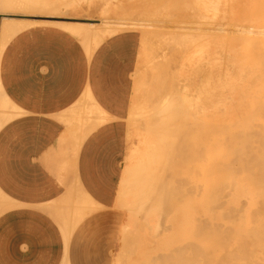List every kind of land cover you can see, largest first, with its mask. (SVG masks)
Wrapping results in <instances>:
<instances>
[{
  "label": "rangeland",
  "instance_id": "374dc122",
  "mask_svg": "<svg viewBox=\"0 0 264 264\" xmlns=\"http://www.w3.org/2000/svg\"><path fill=\"white\" fill-rule=\"evenodd\" d=\"M48 1H49V6H50L49 9L36 10L35 12L31 8L24 9L25 6L17 7L16 5L15 6L12 5L13 7H10V6L2 7L4 6L2 4L0 5V16H1L0 21H2L4 18V19H12V21H18V22L19 21L34 22L36 20L39 21L42 19L43 20L44 19H48V20L54 19V20H59V21L84 22V23L93 22L94 26H91V30L87 28L90 26H86V30H85L86 36L84 35L83 37L82 35L77 36L72 31L71 33L65 29H62L61 27H58V25L55 26L51 24H43V23L34 22V24L26 27V28L49 27V28H54L58 30H63L65 32H69L77 40L80 41L82 46H84V42H86L88 45L93 44L94 39L90 37L91 35H93L91 33L93 32L101 33L102 31H99L100 28L102 29L105 27H109L111 29V27H113L112 29H115V30L112 32L113 34L109 33V34L103 35L102 36L103 39L98 43L97 46H99L105 40L110 39L114 34L120 33L122 31H129V33H134L135 35V40L133 41V44L131 46V48L134 51L133 52L134 60H133V64L130 66V79H129L131 83V96L130 97H131V100L133 101V104L130 110V114L128 115V118H126V122L128 125L127 151H126V156L124 160L122 174H124V172L127 169V166L132 162L131 160L134 161L132 162V164L135 163L136 157L138 158L139 157L138 155L142 153L143 147H144L141 142L142 137L144 135V134L142 135V133L145 131L146 128L148 130L150 129V127H152L154 130V131L151 130L153 134L154 132L157 133L159 130L158 133L161 132L162 134L160 133V135L165 137L164 139L166 140V141L159 140L162 142L157 141L158 139L156 140V144L158 143L159 146L163 145L164 148H162L160 151L163 150L164 154L160 152L157 147H156L157 149L156 153L157 154L161 153V156L162 155L166 156V153H167V157H166L167 159L165 157L160 158V154H159L158 155L159 158L157 157L158 161L156 158H153V160L152 159L149 160L150 162L149 161L146 162V166L148 168V169L146 168V172L151 173V174L153 173V175L155 176V179L153 177L154 180L151 179L150 181V183H153L154 186L153 184L151 186L150 183L148 182V184H146L145 187H142L141 190H144V188H146V190H144L145 194L142 193L143 191L142 192L140 191V188H135V191H137L136 189H139L140 194L137 195L139 193L137 191L136 198L138 199H136V202L134 201L135 199L134 196L133 198L131 197L133 199V201L131 202L135 203L133 205H129V204L128 206L126 204L125 205L123 204L114 205V210L118 213V216H119V219H118L119 224L117 226L118 227L117 232L119 234L118 243H120L121 248H122V250H120L119 252L122 254L121 261L122 262L126 261V263H129V264L154 263L150 259H151V256H152V259L156 256V233L155 232L157 230L159 231V229L160 231H169L167 226L166 227L164 226L168 222L167 220L169 219V217L171 218L172 216H175L176 222H177L176 224L177 232L196 233L195 230L198 227V223L199 224L203 223L202 225H204L203 226L204 228L202 227L203 230L198 231L197 233L202 232V234L204 235L200 237H204L207 239L206 240H198V239L193 240V243L195 245L193 249L196 252H194L192 255L193 256L192 264H264V220H263L264 219V214H263L264 213V194H263L264 193V180H263L264 179V175H263L264 174V164H262V166L255 165V163H257L255 162L256 160L254 161L255 156H254V159L252 157L255 151L259 153L260 151L258 152V150H262L261 149L262 147L260 145L263 144L262 142L264 140V139L263 140L260 139L263 135V134L261 135L260 133L262 132V130L264 131V125H263L264 124V105H261L264 103V43L263 42L259 43L260 41L258 42L256 41L257 36H260V34H257L256 31L263 30L264 28L263 26L264 25L263 24L264 23V18H263L264 0H212L211 3H207L208 2L207 1L206 2L207 4L204 2L206 0L204 1L203 0H177V1L176 0H48ZM168 1H171V2H168ZM187 2L188 3L191 2V3L188 4ZM157 4L160 6H158ZM161 5L165 6L164 11H163L164 7H161ZM106 7H109L111 10L107 16L104 15L103 13ZM159 8L161 11L159 10ZM30 10H32V12ZM112 10L116 12H112ZM131 14H133L134 16H132ZM256 14L258 15L259 18L257 17ZM140 15L141 17H138ZM106 19L108 21H106ZM114 20H116L117 22ZM118 21L119 22L124 21L121 23H125L126 26L123 28L119 27ZM203 21H207L208 23L203 22ZM139 23H143V24L145 23L144 26L148 24L150 25V28L147 29V31H144L146 28L141 27ZM150 29L152 30V32ZM89 30H90V33H88ZM249 30H251L252 32H247ZM157 31L158 32L162 31V32L158 33ZM163 31L165 34L167 33L169 34V31H170V34L173 32L171 34V38L167 37L170 34L169 35L167 34L165 36ZM206 32L207 34L208 33L210 34L206 36ZM174 33H177V34H174ZM181 33L182 34L185 33L183 35L185 36L184 38L181 35ZM186 33L187 34L193 33V34L187 35ZM214 33H216L217 35H215ZM149 34H152L154 36L153 37L149 36ZM195 34H198V35L195 36ZM159 35H160V38L158 37ZM193 35L195 37L198 36L195 39V41H194L195 37ZM87 36L89 40H87ZM190 36H193V37H190ZM191 38H193V40ZM174 39H176L177 41ZM190 39L194 42L190 41ZM180 41L184 44H182ZM199 41H201L202 44L204 43V45L202 46L201 43L195 44V42H199ZM6 42L7 40L4 42V44ZM189 42L191 43L190 44L191 47H189L188 45ZM261 45H263L262 48H259ZM187 46L188 48H186ZM193 52H195L196 56L194 55ZM190 53H192V55ZM190 55L192 56V60H190L191 59ZM187 60H189L190 62L186 66V63L188 62ZM193 61H195L194 62L195 64L193 63ZM218 68L220 69L218 70ZM183 69L186 70L187 72H184ZM189 69L191 72L189 71ZM204 70L206 71L204 72ZM196 74L199 79L197 80V83L199 82V84H197L196 81H194L195 79H197V77H195ZM198 74H200V76ZM157 77H158V80H157ZM190 77L192 80L189 79ZM187 79L192 81L193 84L190 85L191 83ZM185 81L189 82V85H190L189 87H191L193 90L188 88L187 82H186V85H184L185 88L184 87H182L183 89L181 88V86H183L182 84H184ZM137 83H140L142 85L137 84ZM160 83H163V84L158 86V84ZM143 84L146 85V87H148L147 90L145 86H143ZM138 85L140 86L138 87ZM193 85H196V86H194L193 88L192 87ZM142 86L143 88H145L143 92H141V90L143 89ZM140 87L142 89H139ZM135 88L139 89L140 91L137 89L135 91ZM186 90H188L190 93L195 94V95L193 94L194 96L190 98L191 100L189 99L191 95ZM140 92L142 93L141 95H140ZM138 93H139V96H138ZM183 93L187 95L188 98L185 95H182ZM161 96L163 99H161ZM156 98L158 102H156ZM164 98L166 101L167 100L173 101V103L174 104L176 103V105L182 99L181 100L183 104L182 106H184L183 110L185 111L183 112V114H186V113L187 114L183 116V114L178 113L177 111L176 112L178 114H181V116L184 118H181L180 116H178L179 118L177 117V119H174L171 116L172 113H170L169 115L171 116V118L168 116L167 113H164L161 117V115H159L158 113H155L157 112V109H156L157 106L159 107V104L161 105V101L163 102ZM159 99H161V101ZM257 102L259 104H257ZM248 103H251V104H248ZM190 105L192 106L189 107ZM153 106H155V108ZM186 106H188V108ZM194 106L195 107L197 106L198 108L197 107L196 108L199 109L200 111L199 110L197 111V109H194ZM200 106H201V109H200ZM137 107L139 108L141 107L140 109L143 112H141L139 108ZM176 107H179V106H176ZM147 108L148 109L150 108L149 110L152 113H150L149 110L147 111ZM189 112L190 113L192 112V113L189 114ZM154 114H158V117L157 115H154ZM165 114H167V117L169 120L166 118ZM150 115L153 116L151 118L152 121L150 120V117H151ZM158 118H161V120ZM234 118H236L237 120H233ZM148 119L150 120L151 123L149 122ZM181 119H183L184 124L182 123ZM186 121L189 122V124L191 123V126H193V128ZM144 122H146V124ZM177 122H179L180 124ZM161 123L162 125H160ZM163 124L165 125L164 127L165 129L164 128L162 129V127L164 126ZM178 124H179V129L177 128L178 130H175L176 129L175 127H178ZM154 125H156V129H154L155 128ZM157 125L159 129H157ZM185 125H187V127ZM260 125H261V129L260 127L258 128V126ZM183 128H186V129L184 130ZM197 129L200 132L197 131ZM162 130H164V132L167 134L165 135V133H163ZM239 130L244 131V133L249 132L250 130L251 132L247 134H244L242 132L244 135H239L241 134ZM257 130L261 131V132H258L260 134L259 135L260 138L258 137V134L255 133V131ZM235 132L236 134L239 133L237 137L234 134ZM156 133L154 135L152 134L153 139L154 138L156 139V136H155ZM176 134L178 135L176 136ZM231 134L234 135V138L235 137L238 138V140L235 138L236 141L233 140V142L230 143V141H232V139H230L232 136ZM191 136H193L194 138L192 137V139H190ZM238 136H241V137L244 136V138L241 139ZM256 137L259 140H257ZM182 139L184 142H182ZM176 140L177 141L180 140V141L177 142ZM187 140L188 141L192 140L191 141L192 143L188 142ZM167 141L169 143L171 142L170 144L172 146L166 144L168 143ZM196 141H199L201 145L198 144L199 142H196ZM163 143L166 144V146H164ZM189 143L191 144V146ZM228 143L229 145L231 144L232 145L229 146ZM174 145H176L177 147ZM186 145L188 146V148ZM167 146L170 147V149L169 148L167 149ZM173 147H174V150H171ZM250 147L251 149H253L254 147L256 149L257 147L258 148L261 147V148L258 150L253 149L252 151L250 150ZM164 149L167 151L165 152ZM189 149L192 150V153L190 152L191 150ZM245 149H248V150H245ZM176 150L177 152H180V153H178L177 155L174 154V156L178 158L180 157V158L178 159L174 157V159L176 158L178 159V161L183 159V161L181 160L182 162L180 161V163L178 161L172 160L173 153H177ZM185 150L187 152L189 150L190 153L188 154L187 152H185ZM263 150L261 151L262 153H264ZM147 151L148 150H144V153L141 155H144V154L147 155L148 154ZM171 151H173V153H171ZM248 151L253 152V154L247 153ZM241 152L242 153L246 152L245 154H249V155H243ZM183 153L186 154L185 156H183L185 159L181 157L182 155H184ZM238 153L240 154L238 155ZM179 154L181 155L179 156ZM201 154H203L202 157L200 156ZM241 154L243 157L242 160L245 159L247 156L248 157L250 156L252 157V161H254L255 163L251 161V163H253L251 164L250 163L251 158L249 157L250 160H248L247 158L248 161H245V162L242 161L244 163V164L242 163L244 167L241 166L242 164H240V162L236 160L238 157H241L240 156ZM169 155H172V157ZM254 155H259V154H254ZM186 156H188V158ZM259 157L260 155L257 158L258 162L264 163L263 161H259L260 159H264V158H259ZM261 157H264V155L263 156L261 155ZM164 158L167 161H164ZM187 159H189V162ZM160 160H162L161 162L163 161L165 162V163L164 162L162 163V166H161ZM184 160H186V162H184ZM230 160H231L232 165L235 164L234 162L236 163L239 162L238 165H240L239 167H242V168L239 169L238 167V169L235 170L234 168H237V166L235 167L233 165V168H230L229 170L225 168L224 170L218 171V165L220 164L219 161H221V164H222V162L230 161ZM148 163L151 166L150 169L148 167ZM171 163H173L174 166L172 164L170 168ZM177 163H179V165L178 167L176 166L177 168H175V165H177ZM183 163L186 164L185 168H183V170L185 169L184 171L182 170L183 166H181V164ZM156 168L157 169L159 168V169L157 170ZM197 168L201 169V174L199 171L200 169H197ZM171 169L178 170L177 172L179 174L175 175L177 174L175 170V173H173V175H175L176 177H174L170 171ZM159 170L160 172H158ZM163 170L169 173L168 174L164 172L165 174H167V177L169 175L168 178L165 177L167 178L165 181L163 180L165 178H162L164 174ZM157 173L158 175L159 174L160 175L156 176ZM187 173L189 174L187 175ZM171 176L174 178V180L175 178L180 179L179 183L180 182L182 183L183 181H185L184 179L186 178L187 179L189 178L190 180V176H191L192 177L191 179L193 180V182L195 181L194 184L196 185L198 184L199 186H201V188H198V185L196 187V185H193L192 181H191L192 183L189 184L188 183L189 180L187 181L186 179V181L184 182L185 184H182L181 189L183 188L185 190L186 187H184V185L188 186L189 190L187 189L188 192L186 190L187 194L190 191L191 184L193 185V187L195 186V188H198V190L200 189L201 190L198 191L196 189L197 190L196 191L195 188H192L191 186V192L193 190L192 192L193 194H191V192L190 194L193 196L188 194L189 198L186 199L184 198L186 197V193H185V195L182 198H180V199L184 198L185 201L178 200L180 203L177 201L175 205L174 204L172 205V203H170L171 201L167 199V197H172V195L173 197L174 196L176 197V195L181 197L179 195L180 190H181L179 188V185H181V183L180 184L178 183L179 185L178 184L176 185L175 183L172 184L171 181L169 180ZM177 176H179L180 178ZM195 176H196V179H194ZM173 178L171 180H173ZM178 179L177 181H174V182L177 183ZM254 180H256V182ZM159 181L161 182V185L159 184L160 183ZM163 181L165 182V185H162V183H164ZM166 181L168 182L170 181V184H168ZM155 184H158V186H156ZM174 184L176 185L175 188H173ZM170 185L173 188L172 190H174L173 191L174 194L172 190H170L171 188L168 187ZM204 185L206 186L207 189L205 188ZM164 186H167L168 188V189L166 188V192H165V197L167 200L165 199L162 203L161 197L162 196L164 197V194H160L156 192L155 190L156 188H159V187L161 189ZM176 187L178 188L177 189L178 192L176 190ZM153 192H155L156 194ZM181 192H183V190ZM151 193L154 197L150 195ZM166 193L169 194V196H166L167 195ZM256 193L258 194L260 193V195ZM216 194H217V197H216ZM156 195H158V197L160 198L158 199ZM244 195H246L248 198L246 196H245L246 198H243ZM214 196L217 198L216 200H219V198H221L222 200L220 199L221 201L219 200L220 201L219 203L216 201L212 202V200L210 199L215 198ZM143 197H146V198H143ZM224 197L227 198L226 199L227 201L224 200L225 199ZM236 197H239V198L235 199ZM251 197H254V198L251 199ZM259 197H262V199ZM153 198L155 199V201L153 200ZM240 198H243V199L240 200ZM255 198H257L258 200ZM75 199L80 200L82 204V201L80 198H75ZM142 199H143V203L141 201ZM254 199H255V205L253 204ZM137 200L140 201L141 204L140 205L138 204V205L141 207H138V205L136 206ZM256 200L258 201L257 204H256L257 202ZM165 202L167 203V206L169 205L168 207L166 206V204H164ZM183 204L188 206L189 211L186 214L184 213V214L178 215L179 208L186 207ZM209 204L210 206L208 207ZM230 205L232 206L230 207ZM155 206H158V207L155 208ZM254 206H258L259 209L258 207L255 208ZM133 207H135V210H133L134 212L132 213L129 212L130 209L131 210L134 209ZM137 207L140 210H138ZM166 207H167L168 212H166ZM224 208H226L227 210ZM148 209H150L149 212H148ZM153 209H155L156 212ZM240 209L242 210V213ZM251 209L252 211H249ZM211 210L215 212L214 215H213L214 212L212 213ZM239 210H240V213L243 214V216L239 213ZM140 212H141V215H140ZM196 212L197 213L199 212L200 214L199 213L197 214ZM234 212H236V214ZM261 212H263L262 215H260ZM156 213H158L157 214L158 218L160 217L161 221L157 219ZM130 215L131 217H129ZM230 215H232V217ZM196 216L199 218L203 217L205 219L202 220V218H200L202 221H199L200 219L197 218ZM240 217H241V220H240ZM162 218L164 221L162 220ZM148 219H149V222H148ZM232 219H233V222H232ZM136 220H138L139 222ZM156 221L160 223L157 224L155 223ZM157 225L159 226L157 227ZM133 226H134V229H133ZM231 226L234 230L231 228ZM255 226H258V229L257 227L255 228ZM70 228H72V225L70 226ZM210 228L211 229L213 228V229L211 230ZM242 229L243 231H245L246 229L247 232L249 230V232L248 233L243 232ZM152 231L154 232L152 233ZM193 237H199V236L193 234ZM194 257L195 259H193ZM204 257H206L207 260ZM180 258H182V256ZM190 258L191 257L188 258L187 256L186 262H190Z\"/></svg>",
  "mask_w": 264,
  "mask_h": 264
},
{
  "label": "crops",
  "instance_id": "0c3cea01",
  "mask_svg": "<svg viewBox=\"0 0 264 264\" xmlns=\"http://www.w3.org/2000/svg\"><path fill=\"white\" fill-rule=\"evenodd\" d=\"M2 22L10 29L0 49V264H129L114 203L133 104L134 33L82 46L65 28L71 33ZM167 221L169 231L155 232L163 260L152 264H189L192 241L207 238L177 232L175 216Z\"/></svg>",
  "mask_w": 264,
  "mask_h": 264
},
{
  "label": "bare ground",
  "instance_id": "6f19581e",
  "mask_svg": "<svg viewBox=\"0 0 264 264\" xmlns=\"http://www.w3.org/2000/svg\"><path fill=\"white\" fill-rule=\"evenodd\" d=\"M176 1H177V0H176ZM203 1H204V0H203ZM207 1H208V2H207ZM165 2H166V1H165ZM168 2H171V1H168ZM204 2H205V3H206V2H207V3H211L212 0H206V1H204ZM2 3H5L6 7H9V6H10V7H13L12 5H14V6L16 5L17 7H18V6H21V7L25 6L24 9H26V8H27V9H28V8L30 9V8H31V6H29V5H27V4H23V3H21V2H19V1H17V0H2ZM185 3H186V2H185ZM187 3H188V2H187ZM189 3H191V2H189ZM189 3H188V4H189ZM207 3H206V4H207ZM158 4H159V3H158ZM158 4H157V5H158ZM164 5H165V3H164ZM168 5H169V3H168ZM203 5H204V4H203ZM158 6H160V5H158ZM158 6H157V7H158ZM190 6H191V5H190ZM161 7H164V8H163V11H164L165 6H162V5H161ZM186 7H187V6H186ZM129 8H130V7H129ZM20 9H21V8H20ZM22 9H23V8H22ZM31 9H33L34 12L37 10V9L34 10V8H31ZM156 9H158V8H156ZM156 9H155V10H156ZM168 9H169V7H168ZM170 9H171V8H170ZM261 9H262V8H261ZM39 10H40V9H39ZM122 10H123V9H122ZM159 10H160V8H159ZM30 11L32 12V10H30ZM110 11H111V10H109V7H106V8L104 9V12H103V13H104V15L107 16V15L110 13ZM160 11H161V10H160ZM263 11H264V10H263ZM112 12H116V11H113V10H112ZM150 12H151V11H150ZM169 12H171V11H169ZM192 12H193V11H192ZM207 12H208V11H207ZM124 13H125V12H124ZM133 13H134V12H133ZM145 13H147V12H145ZM156 13H157V12H156ZM260 13H261V12H260ZM126 14H127V13H126ZM154 14H155V13H154ZM253 14H254V13H253ZM131 15L134 16L133 14H131ZM184 15H185V14H184ZM256 15H257V14H256ZM50 16H51V15H50ZM106 16H105V17H106ZM204 16H205V15H204ZM206 16H207V15H206ZM51 17H52V16H51ZM138 17H141V15L138 16ZM184 17H185V16H184ZM193 17H194V16H193ZM200 17H201V16H200ZM200 17H199V18H200ZM257 17H258V15H257ZM257 17H256V18H257ZM165 18H166V17H165ZM202 18H203V17H202ZM258 18H259V17H258ZM263 18H264V16H263ZM120 19H121V18H120ZM152 19H153V18H152ZM170 19H171V18H170ZM3 20H4V19H3ZM27 20H28V19H27ZM38 20H39V19H38ZM126 20H127V19H126ZM133 20H134V19H133ZM143 20H144V19H143ZM195 20H196V19H195ZM206 20H207V19H206ZM33 21H34V20H33ZM106 21H108V20L106 19ZM114 21H116V20H114ZM190 21H191V20H190ZM207 21H208V20H207ZM207 21H203V22L208 23L209 21H208V22H207ZM0 22H1V21H0ZM34 22H37V23H43V24H53V25H58V26L62 27L63 29L65 28V29H67V30L72 31V32L75 33L77 36L82 35V37H83L84 35L86 36V31H85V30H86V26H90V27H87V28H89L90 30H91V26H94V25H93V22H89V23H84V22H68V21H59V20H54V19H53V20H51V19H50V20H48V19H44V20H43V19H42V20H39V21L36 20V21H34ZM34 22H29V21H28L27 23L24 24V27L30 26V25L34 24ZM104 22H105V21H104ZM116 22H117V21H116ZM121 22H124V21H121ZM121 22L118 21V23H119L118 26L121 27V28L125 27L126 24H125V23H121ZM151 22H152V20H151ZM165 22H166V21H165ZM187 22H188V21H187ZM127 23H128V22H127ZM190 23H191V22H190ZM200 23H201V22H200ZM128 24H129V23H128ZM155 24H156V23H155ZM197 24H198V23H197ZM263 24H264V23H263ZM139 25H140L141 27L146 28L144 31H147V29L150 28V25H148V24H146V26H144L145 23H144V24H143V23H139ZM198 25H199V24H198ZM103 26H104V25H103ZM130 26H132V25H130ZM155 26H156V25H155ZM161 26H162V25H161ZM178 26H179V25H178ZM193 26H194V25H193ZM263 26H264V25H263ZM137 27H138V26H137ZM220 27H221V26H220ZM112 28H113V27H111V29H110L109 27H105V28H102V29L100 28L99 31H102L101 33H99V32H98V33H97V32L94 33V32H93V33H91V34H93V35H91L90 37H92V38L94 39V43L97 44L98 42H100V41L102 40V38H103L102 36H103V35H105V34H109V33H112V32L115 30V29H112ZM138 28H139V27H138ZM152 28H153V27H152ZM155 28H156V27H155ZM163 28H164V27H163ZM165 28H166V27H165ZM190 28H191V27H190ZM190 28H188V29H190ZM9 29H10L9 23L2 22V24H1V26H0V31H1V36H2V44H1L0 49H2V47H3V45H4V44H3V37L5 36L6 32L9 31ZM141 29H143V28H141ZM156 29H157V28H156ZM175 29H176V28H175ZM183 29H184V28H183ZM90 30H89L88 33H90ZM150 30H151V29H150ZM162 30H163V29H162ZM192 30H193V29H192ZM198 30H199V29H198ZM87 31H88V29H87ZM142 31H143V30H142ZM154 31H155V30H154ZM154 31H153V32H154ZM173 31H174V30H173ZM184 31H186V30H184ZM195 31H196V30H195ZM84 32H85V33H84ZM151 32H152V30H151ZM157 32H158V31H157ZM159 32H162V31H159ZM159 32H158V33H159ZM166 32H168V31H166ZM181 32H182V31H181ZM191 32H192V31H191ZM239 32H240V31H239ZM247 32H252V31L249 30V31H247ZM144 33H145V32H144ZM147 33H149V32H147ZM147 33H146V34H147ZM163 33H164V31H163ZM172 33H173V32H172ZM172 33H171V34H172ZM177 33H178V31H177ZM177 33H174V34H177ZM199 33H200V32H199ZM256 33H257V34H260V36H257L256 41H257V42L260 41L259 43H262V42L264 43V28H263V30L256 31ZM154 34H155V33H154ZM164 34H165V33H164ZM167 34H168V33H167ZM167 34H165V36H166ZM169 34H170V31H169ZM169 34H168V35H169ZM171 34H170L169 36H167V37H168V38H171ZM184 34H185V33H183V34L181 33L182 36H183ZM186 34H187V33H186ZM189 34L192 35L193 33H188L187 35H189ZM208 34H210V33H208ZM208 34H207V32H206V36H207ZM214 34L217 35L216 33H214ZM88 35H89V34H88ZM144 35H145V34H144ZM178 35H179V34H178ZM196 35H198V34H195V36H196ZM202 35H203V34H202ZM218 35H219V34H218ZM149 36H152V37H153L154 35L149 34ZM161 36H162V35H161ZM175 36H176V35H175ZM182 36H181V37H182ZM193 36H194V35H193ZM193 36H190V37H193ZM195 36H194V37H195ZM199 36H200V35H199ZM206 36H205V37H206ZM158 37L160 38V35H159ZM173 37H174V36H173ZM173 37H172V38H173ZM179 37H180V36H179ZM179 37H178V38H179ZM184 37H185V36H183V38H184ZM197 37H198V36H197ZM197 37L194 38V41H195V39H196ZM147 38H148V37H147ZM156 39H157V38H156ZM164 39H165V38H164ZM166 39H167V38H166ZM176 39H177V38H176ZM176 39H174V40H176ZM187 39H188V38H187ZM191 39L193 40V38H191ZM191 39H190V41H192ZM201 39H203V38H201ZM87 40H89V39H88V36H87ZM87 40H86V41H87ZM144 40H145V39H144ZM154 40H155V39H154ZM170 40H171V39H170ZM178 40H179V39H178ZM184 40H186V39H184ZM156 41H157V40H156ZM167 41H168V40H167ZM176 41H177V40H176ZM182 41H183V39H182ZM194 41H192V42H194ZM144 42H145V41H144ZM150 42H151V41H150ZM154 42H155V41H154ZM180 42H181V41H180ZM252 42H253V41H252ZM148 43H149V41H148ZM158 43H159V42H158ZM166 43H167V42H166ZM181 43H182V42H181ZM185 43H186V41H185ZM196 43H199V44H200L201 41H199V42H195V44H196ZM176 44H177V43H176ZM182 44H184V43H182ZM190 44H191V43L189 42V43H188L189 47H191ZM193 44H194V43H193ZM201 44H202V43H201ZM159 45H160V44H159ZM173 45H174V44H173ZM186 45H187V44H186ZM203 45H204V43L202 44V46H203ZM192 46H193V45H192ZM197 46H198V45H197ZM262 46H263V45H261L259 48H262ZM186 48H188V46H187ZM201 48H202V47H201ZM151 50H152V49H151ZM175 50H176V49H175ZM163 51H164V50H163ZM171 51H172V50H171ZM194 51H195V50H194ZM156 52H157V51H156ZM185 52H186V51H185ZM195 52H196V51H195ZM195 52H193V53H194V55L196 56ZM197 52H198V51H197ZM155 54H156V53H155ZM177 54H178V53H177ZM190 54L192 55V53H190ZM183 55H184V54H183ZM183 55H182V56H183ZM191 55H190V56H191ZM159 56H160V55H159ZM188 56H189V54H188ZM164 57H165V56H164ZM149 58H150V57H149ZM190 58H191L190 60H192V56H191ZM153 59H154V57H153ZM153 59H152V60H153ZM159 59H160V58H159ZM194 59H195V57H194ZM161 60H162V59H161ZM153 61H154V60H153ZM153 61H152V62H153ZM173 61H174V60H173ZM187 61H188V62L186 63V66H187L188 63L190 62L189 60H187ZM160 62H161V61H160ZM194 62H195V61H193V63H194ZM162 63H163V62H162ZM191 63H192V61H191ZM194 64H195V63H194ZM194 64H193V65H194ZM150 65H152V64H150ZM190 65H191V64H190ZM203 66H204V65H203ZM191 67H192V66H191ZM187 68H188V67H187ZM192 68H193V67H192ZM192 68H190V69H192ZM203 68H204V67H203ZM203 68H202V69H203ZM190 69H189V71H190ZM194 69H195V67H194ZM205 69H206V68H205ZM207 69H208V68H207ZM219 69H220V68H218V70H219ZM183 70H184V69H183ZM187 70H188V69H187ZM210 70H211V69H210ZM139 71H140V70H139ZM205 71H206V70H204V72H205ZM213 71H214V70H213ZM220 71H221V70H220ZM184 72H187V71L184 70ZM190 72H191V71H190ZM207 72H208V71H207ZM215 72H216V71H215ZM225 72H226V71H225ZM195 73H196V72H195ZM200 73H201V72H200ZM217 73H219V72H217ZM220 73H221V72H220ZM145 74H146V73H145ZM198 75L200 76V74H198ZM158 76H159V75H158ZM140 77H141V76H140ZM195 77H197V74H196ZM185 79H186V78H185ZM189 79L192 80L191 77H190ZM189 79H187V80L191 83L190 85H192L193 82L190 81ZM148 80H149V78H148ZM157 80H158V77H157ZM181 80H182V79H181ZM197 80H199L198 77H197V79H195L194 81H196V83H197ZM152 82H153V81H152ZM154 82H155V81H154ZM157 82H158V81H157ZM186 82H187V81H185V83L182 84L183 86H181V88L184 87V85H186ZM189 82H187V84H188L187 86H188V88L192 89L191 87H189V86H190V85H189ZM196 83H194V84H196ZM137 84H140V83H137ZM137 84H136V86H137ZM161 84H163V83L158 84V86L161 85ZM197 84H199V82H198ZM140 85H142V84H140ZM140 85H138V87H139ZM156 85H157V83H156ZM143 86H145V88H146V90H147L148 87H146V85H144V84H143ZM143 86H142V88H143ZM147 86H148V85H147ZM194 86H196V85H193L192 87L194 88ZM198 86H199V85H198ZM138 87H137V88H138ZM199 87H200V86H199ZM212 87H213V85H212ZM249 87H250V86H249ZM137 88H135V91H136ZM142 88L140 87L139 89H142ZM145 88H143V89L141 90V92H143ZM169 88H170V87H169ZM184 88H185V87H184ZM139 89H137V90H139ZM156 89H157V88H156ZM160 89H161V88H160ZM162 89H163V88H162ZM179 89H180V88H179ZM182 89H183V88H182ZM247 89H248V88H247ZM176 90H177V89H176ZM192 90H193V89H192ZM139 91H140V90H139ZM139 91H137V92H139ZM161 91H162V90H161ZM179 91H180V90H179ZM186 91H188V90H186ZM141 92H140V95L142 94ZM188 92H189V91H188ZM188 92H187V94H188ZM195 92H196V90H195ZM148 93H149V92H148ZM185 93H186V92H185ZM146 94H147V92H146ZM189 94L191 95V96L189 97V99H190L192 96L195 95L194 93H190V92H189ZM193 94H194V95H193ZM135 95H136V94H135ZM164 95H165V94H164ZM169 95H170V94H169ZM182 95H185V94L183 93ZM138 96H139V93H138ZM162 96H163V95H162ZM162 96H161V99H163ZM185 96L187 97V95H185ZM140 97H141V96H140ZM155 97H156V96H155ZM166 98H168V97H166ZM178 98H179V97H178ZM187 98H188V97H187ZM161 99H159V100L161 101ZM171 99H173V98H171ZM192 99H194V98H192ZM133 100H134V99H133ZM169 100H170V99H169ZM181 100H182V99H181ZM181 100H180L181 103L179 102V103L176 105V103L174 104L173 101H168V100L166 101L165 98H164V101H163V102L161 101V105L159 104V107L157 106V108H156V109H157V112H155L156 110H155L154 112H155V113H158L159 115H161V117H162V115H163L164 113H167L168 116L170 115V113H172L171 116H172V118H174V119H177L178 116H180L181 118H184V117L181 116V114H183V112H185V111L183 110V107H184V106H182L183 104H182V101H181ZM190 100H191V99H190ZM146 102H147V100H146ZM152 102H153V101H152ZM156 102H158L157 98H156ZM260 103H261V102H260ZM150 104H152V103H150ZM154 104H155V103H154ZM186 104H187V103H186ZM192 104H193V102H192ZM248 104H251V103H248ZM255 104H256V103H255ZM257 104H259V103L257 102ZM175 105H176V106H179V107H176ZM246 105H247V104H246ZM261 105H264V103L261 104ZM191 106H192V105H190L189 107H191ZM150 107H151V106H150ZM153 107L155 108V106H153ZM186 107L188 108V106H186ZM186 107H185V108H186ZM196 107H197V106H196ZM196 107L194 106V109H197V108H198V107H197V108H196ZM137 108H139V107H137ZM140 108H141V107H140ZM140 108H139V110L141 111ZM177 108H179V109H177ZM180 108H181V110H180ZM185 108H184V109H185ZM135 109H136V108H135ZM149 109H150V108H149ZM149 109L147 108V111H148ZM152 109H153V108H152ZM200 109H201V106H200ZM202 109H203V108H202ZM145 110H146V109H145ZM153 110H154V109H153ZM198 110H199V109H197V111H198ZM96 111H97V118H98V117L100 118V116H102V113L100 112V110H98V108H96ZM149 111H150V110H149ZM176 111H177L178 113H181V114H178ZM199 111H200V110H199ZM137 112H138V111H137ZM141 112H143V111H141ZM187 112H188V111H187ZM133 113H134V112H133ZM146 113H147V112H146ZM150 113H152V112L150 111ZM191 113H192V112H191ZM191 113L189 112V114H191ZM135 114H136V113H135ZM139 114H140V113H139ZM158 114H154V115H157V117H158ZM167 114H165V115H166V118L168 119ZM186 114H187V113H186ZM186 114H183V116L186 115ZM140 115H141V114H140ZM140 115H139V116H140ZM134 116H135V115H134ZM137 116H138V115H137ZM148 116H149V115H148ZM150 116H151V115H150ZM171 116H169V117L171 118ZM145 117H147V116H145ZM152 117H153V116L150 117V120H151V121H152V119H151ZM99 118H98V119H99ZM138 118H139V117H138ZM163 118H164V116H163ZM166 118H165V120H166ZM178 118H179V117H178ZM187 118H188V117H187ZM197 118H198V117H197ZM211 118H212V117H211ZM158 119L161 120V118H158ZM158 119H157V120H158ZM174 119H173V120H174ZM189 119H190V118H189ZM199 119H200V118H199ZM199 119H198V120H199ZM141 120H142V119H141ZM148 120H149V119H148ZM150 120H149V122H150ZM163 120H164V119H163ZM168 120H169V119H168ZM181 120H182V123H183V119H181ZM233 120H237V119L234 118ZM0 121H1V120H0ZM145 121H146V120H145ZM158 121H159V120H158ZM176 121H177V120H176ZM155 122H156V121H155ZM159 122H160V121H159ZM163 122H164V121H163ZM168 122H169V121H168ZM173 122H174V121H173ZM186 122H187V121H186ZM191 122H192V121H191ZM138 123H139V122H138ZM144 123L146 124V122H144ZM150 123H151V122H150ZM150 123H149V124H150ZM177 123H179V122H177ZM182 123H181V124H182ZM187 123L189 124V122H187ZM192 123H193V122H192ZM196 123H197V122H196ZM246 123H247V122H246ZM140 124H141V123H140ZM156 124H158V123H156ZM179 124H180V123H179ZM179 124H178V127H175V128H176L175 130H178V129H179ZM183 124H184V123H183ZM197 124H198V123H197ZM152 125H153V124H152ZM160 125H162V123H161ZM163 125H164V124H163ZM189 125L191 126V123H190ZM193 125H194V124H193ZM246 125H247V124H246ZM257 125H258V124H257ZM263 125H264V124H263ZM145 126H146V125H145ZM145 126H144V127H145ZM147 126H148V125H147ZM173 126H175V125H173ZM176 126H177V125H176ZM181 126H182V125H181ZM185 126L187 127V125H185ZM194 126H195V125H194ZM154 127H155L154 129H156V125H154ZM164 127H165V125L162 127V129H163ZM167 127H168V126H167ZM167 127H166V129H167ZM191 127L193 128V126H191ZM196 127H197V126H196ZM196 127H195V128H196ZM199 127H200V126H199ZM245 127H247V126H245ZM256 127H257V126H256ZM256 127H255V128H256ZM259 127H260V129H261V125L258 126V128H259ZM177 128H178V129H177ZM195 128H194V130H195ZM197 128H198V127H197ZM253 128H254V127H253ZM258 128H257V129H258ZM157 129H159V128H158V125H157ZM164 129H165V128H164ZM183 129L185 130L186 128H183ZM200 129H201V128H200ZM151 130L154 131L152 127H150V129H148V130H147V128H146L144 132L141 130V131L143 132L142 135L144 134L143 137H142V141H141L142 144H143V146H144V147L142 146V147H143V151H142L141 154L144 153V150H148V151H147L148 154H147V153H146L147 155L144 154V155L147 156V157H145L144 155L139 154V155H138L139 157H138V158L136 157V159H135V163H133V164H132V162H134V161L131 160L132 162L127 166V169H126V171L124 172V174H122V177H121L120 182H119V189H118V191H117V192H118V196H117V195L115 196V199H117L116 197H118V199H117L118 201L116 202L117 204H123V205L126 204L127 206H128V204H129V205H133V204H135V203H132V202H131V201H133V199H132L133 196H134V198H135V199H134L135 202H136V199H138V198H136V197H137V196H136V193H137V191L139 192V189H136L137 191H135V188H140V191H141V192L143 191L142 193L145 194V191H144V190H146V188H144V190H141L142 187H145V185L148 184V182L150 183L151 179H152V180L155 179V176L153 175V173L151 174V173H147V172H146V168H147V166H146V162H148L150 159L153 160V158H156L157 161H158V158H159L158 155H159V154H160V158H161V157H165V158L167 157V153H166V156H163V155L161 156V153H158V154L156 153V152H157V151H156V150H157L156 147L159 149V151H160L162 148H164L163 145H162V146H161V145L159 146L158 143L156 144V140L158 139L157 141H159V140H163V141H164V140H165V139H164L165 137L161 136V135H160L161 132L158 133V132H159V130H158L157 133L154 132V134L156 133V135H155V136H156V139H155V138L153 139V136H152L153 133H152ZM187 130H189V129H187ZM241 130H242V129H241ZM255 130H256V129H255ZM155 131H156V130H155ZM167 131H168V130H167ZM173 131H174V130H173ZM197 131H199V130L197 129ZM239 131H240V130H239ZM162 132L165 133L164 130H162ZM175 132H176V131H175ZM181 132H182V131H181ZM199 132H200V131H199ZM205 132H206V131H205ZM242 132L244 133V131H240L241 134H239V133L236 134V132H235L234 134H235L236 137H237L238 134H239V135H244V134L250 133L251 130H250L249 132H245L244 134H243ZM258 132H261V131H260V130H259V131H258V130L255 131V133L258 134V137H259L260 134H261V135L263 134L261 138L259 137L260 139L263 140V139H264V137H263V136H264V133H263L264 131L262 130V132H261L260 134H259ZM188 133H189V131H188ZM201 133H202V132H201ZM154 134H153V135H154ZM161 134H162V133H161ZM166 134H167V133H165V135H166ZM171 134H172V133H171ZM184 134H185V133H184ZM196 134H197V133H196ZM204 134H205V133H204ZM139 135H140V134H139ZM177 135H178V134H176V136H177ZM188 135H189V134H188ZM194 135H195V134H194ZM231 135H232V134H231ZM200 136H201V135H200ZM167 137H168V136H167ZM189 137H190V136H189ZM192 137H193V136H191L190 139H192ZM195 137H196V136H195ZM206 137H207V136H206ZM236 137H235V138H236ZM238 137L241 138V139L244 138V136H243V137L238 136ZM245 137H246V136H245ZM177 138H178V137H177ZM177 138H175V139H177ZM193 138H194V137H193ZM235 138H234V135H232L231 138H230V139H232V141H230V143L233 142V140H235ZM236 139L238 140V138H236ZM241 139H240V140H241ZM253 139H254V138H253ZM256 139H257V137H256ZM199 140H200V138H199ZM257 140H259V139H257ZM165 141H166V140H165ZM168 141H169V139H168ZM168 141H167V142H168ZM173 141H174V140H173ZM176 141H177V140H176ZM178 141H180V140H178ZM178 141H177V142H178ZM187 141H188V140H187ZM191 141H192V140H190V141H188V142L192 143ZM235 141H236V140H235ZM159 142H162V141H159ZM182 142H184L183 139H182ZM196 142H199V141H196ZM170 143H171V142H170ZM170 143L168 142V143H166V144L172 146ZM174 143H175V142H174ZM190 143H189V144H190ZM262 143L264 144V140H263ZM155 144H156V145H155ZM163 144H164V143H163ZM166 144H164V146H166ZM198 144L201 145L200 142H199ZM240 144H241V143H240ZM263 144L260 145L262 148H261V147H259V148L257 147V149H256V148H255L256 146H255L254 148H253V147H252V148H253V149H256V150H258V149L261 148V149L263 150V149H264V148H263V147H264ZM157 145H158L160 148H159ZM187 145H188V144H187ZM187 145H186V146H187ZM228 145H229V143H228ZM231 145H232V144H231ZM231 145H229V146H231ZM238 145H239V144H238ZM238 145H237V146H238ZM174 146H176V145H174ZM190 146H191V144H190ZM239 146H240V145H239ZM176 147H177V146H176ZM168 148L170 149V147L167 146V149H168ZM187 148H188V146H187ZM187 148H185V149H187ZM189 148H190V147H189ZM191 148H192V147H191ZM202 148H203V147H202ZM177 149H178V148H177ZM199 149H200V148H199ZM253 149H251V147H250V150L253 151ZM164 150H165V149H164ZM171 150H174V147H173ZM189 150H191V149H189ZM189 150H188V152L185 150V152H187L188 154H189L190 152L192 153V150H191L190 152H189ZM196 150H197V149H196ZM245 150H248V149H245ZM245 150H244V151H245ZM262 150H258V152L260 151L259 153H257V152L255 151L254 154H259V155H260L259 158H264V157H261V155H262V156L264 155V153L261 152ZM166 151H167V150H165V152H166ZM181 151H182V150H181ZM263 151H264V150H263ZM145 152H146V151H145ZM160 152H162V153L164 154L163 150L160 151ZM176 152H177V150H176ZM185 152H184V153H185ZM171 153H173V151H171ZM178 153H180V152L173 153V158H172V160H174V161H178V159H179L180 157L178 158V157L174 156V154L177 155ZM184 153H183V154H184ZM202 153H203V152H202ZM241 153H242V152H241ZM245 153H246V152H244V153H242V154H243V155H249V154H245ZM247 153L253 154V152H250V151H248ZM261 153H262V154H261ZM181 154H182V152H181ZM181 154H179V156H180ZM239 154H240V153H238V155H239ZM242 154L240 155L241 157H238V156H237L239 159H238V158L236 159V160H238V161L240 162V164H242V163L245 162V161L250 160V159H249L250 156H249V157L247 156L246 158H245V156H244L245 159L242 160V158H243V157H242ZM254 154L252 155V157H253V159H254V156H255L254 161L256 160L255 162H257V163H255L254 161H252V157H250V158H251L250 163H251V161H252L253 163H255V165H259V166L261 165V166H262V164H264V163L258 162V160H257V158H258L259 155H254ZM131 155H132V153H131ZM155 155H157V156H155ZM185 155H186V154L182 155L181 157H183V156H185ZM202 155H203V154H201L200 156L202 157ZM236 155H237V154H236ZM133 156H134V155H133ZM154 156H155V157H154ZM169 156L172 157V155H169ZM169 156H168V157H169ZM188 156H189V155H188ZM188 156H186V157L188 158ZM191 156H192V155H191ZM256 156H257V157H256ZM157 157H158V158H157ZM174 157H176V158H178V159L175 158V159H176V160H175ZM130 158H131V157H130ZM165 158H164V161H167V160H166L167 158H166V159H165ZM183 158H184V157H183ZM233 158H234V157H233ZM235 158H236V157H235ZM240 158H241V159H240ZM247 158H248V160H247ZM156 159H154V160H156ZM169 159H170V158H169ZM184 159H185V158H184ZM191 159H192V157H191ZM193 159H195V158H193ZM198 159H200V158H198ZM162 160H163V158H162ZM162 160H160L161 166H162V163L164 162V161L161 162ZM172 160H170V161H172ZM181 160L183 161V159H181ZM181 160H179L178 162L180 163ZM187 160H188V162H189V159H187ZM240 160H241V161H240ZM174 161H173V162H174ZM182 161H181V162H182ZM233 161H234V159H233ZM242 161H243V162H242ZM259 161H263V162H264V159H260ZM149 162H150V161H149ZM154 162H155V161H154ZM184 162H186V160H184ZM196 162H197V161H196ZM196 162H195V164H196ZM225 162H227V163H225ZM228 162H230V163H228ZM239 162H238V163L234 162L235 164H233V165H234L235 167L237 166V168H234L235 170H237L238 167L240 166V165H238ZM152 163H153V161H152ZM164 163H165V162H164ZM168 163H169V162H168ZM179 163H177V165H175V168L178 167ZM200 163H201V162H200ZM200 163H199V165H200ZM219 163H220V164L218 165V171H219V170H224L225 168H227L228 170H229L230 168H233V165H232V163H231V160H230V161H224V162H222V164H221V161H219ZM247 163H248V162H247ZM253 163H251V164H253ZM260 163H261V164H260ZM172 164H173V163L170 164V168H171V165H172ZM243 164H244V163H243ZM243 164H242L241 166L244 167ZM155 165H157V164H155ZM165 165H166V164H165ZM167 165H168V164H167ZM185 165H186L185 163L181 164V166H183V167H182V170H183V168H185ZM212 165H213V164H212ZM245 165H246V164H245ZM158 166H159V165H158ZM163 166H164V165H163ZM173 166H174V164H173ZM176 166H177V167H176ZM197 166H198V165H197ZM148 167H149V169L151 168V166L149 165V163H148ZM156 167H157V166H156ZM194 167H195V166H194ZM163 168H164V167H163ZM163 168H162V169H163ZM170 168H168V169H170ZM190 168H191V167H190ZM240 168H242V167H239V169H240ZM147 169H148V168H147ZM156 169H157V168H156ZM158 169H159V168H158ZM158 169H157V170H158ZM165 169H167V168H165ZM179 169H181V168H179ZM197 169H200V168H197ZM173 170H174V169H171V170H170L171 173H172V175H173V173H175V170H176V169L174 170V172H173ZM182 170H181V172H182ZM184 170H185V169H184ZM184 170H183V171H184ZM186 170H187V169H186ZM190 170H191V169H190ZM235 170H234V171H235ZM151 171H152V170H151ZM177 171H178V170H176V173H177V174H175V175H178V174H179ZM197 171H198V170H197ZM199 171H200V174H201V169H200ZM199 171H198V172H199ZM240 171H241V170H240ZM240 171H239V172H240ZM154 172H155V171H154ZM158 172H160V170H159ZM164 172H166V171L163 170V173H164ZM185 172H186V171H185ZM185 172H184V173H185ZM155 173H156V172H155ZM155 173H154V174H155ZM166 173H168V172H166ZM171 173H170V174H171ZM256 173H257V172H256ZM164 174H165V173H164ZM164 174H163L164 177L162 176V178L167 177V174H165V175H164ZM168 174H169V173H168ZM180 174H181V173H180ZM188 174H189V173H187V175H188ZM151 175H153V176H151ZM157 175H158V173L156 174V176H157ZM159 175H160V174H159ZM159 175H158V176H159ZM175 175H173V176L176 177ZM196 175H197V174H196ZM256 175H257V174H256ZM263 175H264V174H263ZM182 176H184V175H182ZM191 176H192V175H191ZM191 176H190V180H189V178H188V179L186 178L187 181L189 180V182H188L189 184L193 182V180L191 179V178H192ZM198 176H199V175H198ZM198 176H197V177H198ZM200 176H201V175H200ZM253 176H254V174H253ZM151 177H152V178H151ZM153 177H154V179H153ZM168 177H169V175H168ZM168 177H167V178H168ZM177 177H179V176H177ZM187 177H188V176H187ZM162 178H161V180H162ZM167 178H165V179H163V180L165 181ZM172 178H173L172 176L169 178V180L171 181V183H172V184L175 183V184L177 185V184L179 183V180H180V179L175 178V180H174V178H173V180H171ZM179 178H180V177H179ZM181 178H182V177H181ZM255 178H256V177H255ZM177 179H178V182H177V183L174 182V181H177ZM186 179H184V180L186 181ZM194 179H196V176H195ZM251 179H252V178H251ZM157 180H158V179H157ZM181 180H182V179H181ZM248 180H249V179H248ZM263 180H264V179H263ZM164 181H163V182H164ZM170 181H169V182L166 181V182H167L168 184H170ZM185 181H183L182 183L180 182L181 185H179L180 183L178 184L180 189H181V187H182V184H185V183H184ZM191 181H192V182H191ZM233 181H234V180H233ZM254 181L256 182V180H254ZM153 182H155V181H153ZM156 182H157V181H156ZM159 182H160V181H159ZM188 183H187V184H188ZM194 183H195V181L193 182V185H196V184H194ZM201 183H202V182H201ZM234 183H235V182H234ZM253 183H254V182H253ZM253 183H252V184H253ZM152 184H153V183H150L151 186H152ZM159 184L161 185V182H160ZM175 184H174V187H173V188H175V186H176ZM189 184H188V185H189ZM155 185L158 186V184H155ZM160 185H159V186H160ZM162 185H165V182L162 183ZM193 185H192V184L190 185V191H189L188 194H190V192H191V186H192V188H195V186L193 187ZM197 185H198V184H197ZM197 185H196V187H197ZM201 185H202V184H201ZM221 185H222V184H221ZM233 185H234V184H233ZM245 185H246V184H245ZM256 185H257V184H256ZM151 186H150V188H151ZM153 186H154V184H153ZM156 186H155V187H156ZM172 186H173V185H172ZM204 186H205V185H204ZM228 186H229V184H228ZM260 186H261V185H260ZM146 187H147V186H146ZM168 187L171 188L170 190L173 189V188L171 187V185L168 186ZM184 187H186V189L184 190V189L182 188V189L180 190V194L178 193L181 197H179V196H177V195H176V197H175V196L173 197V195H172V197H167V199H169V200L171 201L170 203H172V205H173V204L175 205V204L177 203L178 200H179V201H182V200L185 201L184 198H186V199L189 198V195L186 193V190H187V189L189 190V188H188V186H185V185H184ZM216 187H217V186H216ZM262 187H263V186H262ZM148 188H149V187H148ZM150 188H149V189H150ZM166 188H167V186H164V187L161 188V189H160V187H159V188H156V190H155V188H154V190H155L156 192H158V193H160V194H164V197H163V196L161 197L162 203H163V201L166 199V197H165ZM198 188H201V186L198 185ZM198 188H195V190H196V189L198 190ZM205 188H206V186H205ZM167 189H168V188H167ZM177 189H178V188L176 187V190H177ZM206 189H207V188H206ZM215 189H216V188H215ZM215 189H214V190H215ZM230 189H231V188H230ZM261 189H262V188H261ZM182 190H183V192H181ZM188 190H187V192H188ZM195 190H194V191H195ZM197 190H196V191H197ZM200 190H201V189H200ZM200 190H198V191H200ZM243 190H244V188H243ZM258 190H259V189H258ZM258 190H256V191H258ZM167 191H168V190H167ZM173 191H174V190H172V192H173ZM212 191H213V190H212ZM134 192H135V193H134ZM150 192H151V191H150ZM177 192H178V190H177ZM177 192H176V194H177ZM192 192H193V190H192ZM192 192H191V194H193ZM153 193H155V192H153ZM169 193H170V192H169ZM185 193H186V197H184L183 199H180V198H182V197L185 195ZM198 193H199V192H198ZM219 193H220V192H219ZM223 193H224V192H223ZM139 194H140V192H139L137 195H139ZM146 194H147V193H146ZM155 194H156V193H155ZM166 194H167V193H166ZM173 194H174V192H173ZM191 194H190V195H191ZM199 194H200V193H199ZM212 194H213V193H212ZM220 194H221V193H220ZM256 194H258V193H256ZM263 194H264V193H263ZM142 195H143V194H142ZM142 195H141V196H142ZM150 195H152V193H151ZM195 195H197V194H195ZM201 195H203V194H201ZM258 195H260V193H259ZM148 196H149V195H148ZM152 196H153V195H152ZM156 196L158 197V195H156ZM166 196H169V194H167ZM187 196H188V197H187ZM191 196H193V195H191ZM199 196H200V195H199ZM242 196H243V195H242ZM245 196H246V195H244L243 198H246V197H247V196H246V197H245ZM261 196H263V195H261ZM131 197H132V198H131ZM138 197H139V196H138ZM150 197H151V196H150ZM153 197H154V196H153ZM178 197H179V199H178ZM214 197H215V196H214ZM216 197H217V194H216ZM216 197H215V198H211L210 200H212V202L216 201V202L219 203L222 199L219 198V200L221 199V200L219 201V200H216V199H217ZM143 198H146V197H143ZM151 198H152V197H151ZM159 198H160V197H158V199H159ZM196 198H197V197H196ZM206 198H207V197H206ZM224 198H225V197H224ZM238 198H239V197H236L235 199H238ZM243 198H240V200L243 199ZM247 198H248V197H247ZM252 198H254V197H251V199H252ZM259 198L262 199V197H259ZM115 199H114V201H115ZM129 199H130V201H129ZM131 199H132V200H131ZM167 199H166V200H167ZM226 199H227V198H225L224 200H226ZM255 199H257V198H255ZM255 199L253 200V201H254V203H253L254 205H255ZM148 200H149V198H148ZM153 200L155 201L154 198H153ZM247 200H248V199H247ZM257 200H258V199H257ZM257 200H256V201H257ZM141 201H142V203H143V199H142ZM144 201H145V200H144ZM151 201H152V200H151ZM158 201H159V200H158ZM179 201H178V202H179ZM196 201H198V200H196ZM226 201H227V200H226ZM242 201H244V200H242ZM208 202H209V201H208ZM239 202H240V201H239ZM262 202H263V201H262ZM262 202H261V203H262ZM116 203H114V205H115ZM130 203H131V204H130ZM156 203H157V202H156ZM162 203H161V204H162ZM170 203H169V204H170ZM179 203H180V202H179ZM193 203H194V202H193ZM193 203H192V204H193ZM218 203H217V204H218ZM257 203H258V201L256 202V204H257ZM138 204L140 205L141 203H140V201L137 200L136 206H137ZM147 204H148V203H147ZM164 204H166V206H167V203H166V202H165ZM190 204H191V203H190ZM211 204H212V203H211ZM139 205H138V207H141V206H139ZM144 205H145V204H144ZM148 205H149V204H148ZM183 205L186 206V207L188 208L187 205H185V204H183ZM206 205H207V204H206ZM244 205H245V204H244ZM244 205H243V206H244ZM246 205H247V204H246ZM248 205H249V204H248ZM258 205H259V204H258ZM158 206H159V205H158ZM158 206H155V208H157ZM168 206H169V205H168ZM168 206H167V207H168ZM170 206H171V205H170ZM209 206H210V204L208 205V207H209ZM211 206H212V205H211ZM220 206H221V205H220ZM231 206H232V205H230V207H231ZM138 207H137V209H138ZM164 207H165V206H164ZM167 207H166V212H168V211H167ZM172 207H173V206H172ZM172 207H171V208H172ZM186 207H181V208H179V210H178V215H179V214H184V213L186 214V213L189 211V208H188V210H187ZM208 207H207V208H208ZM228 207H229V206H228ZM248 207H249V206H248ZM254 207L257 208L258 206H254ZM254 207H253V208H254ZM133 208H134V209H132V210H131V209H130V210L128 209L129 212H131V213L134 212L133 210H135V207H133ZM212 208H214V207H212ZM212 208H211V209H212ZM216 208H217V206H216ZM237 208H238V207H237ZM237 208H236V209H237ZM246 208H247V207H246ZM124 209H125V208H124ZM137 209H136V210H137ZM169 209H170V208H169ZM224 209H226V208H224ZM258 209H259V207H258ZM138 210H140V209H138ZM138 210H137V211H138ZM149 210H150V209H148V212H149ZM153 210L155 211V209H153ZM194 210H195V209H194ZM209 210H210V209H209ZM226 210H227V209H226ZM237 210H238V209H237ZM240 210H241V209H240ZM240 210H239V213H240ZM146 211H147V210H146ZM158 211H159V210H158ZM158 211H157V212H158ZM160 211H161V210H160ZM211 211H212V210H211ZM249 211H252V209L249 210ZM135 212H136V211H135ZM151 212H152V211H151ZM155 212H156V211H155ZM169 212H170V211H169ZM213 212H214V211H212V213H213ZM222 212H223V211H222ZM259 212H260V211H259ZM158 213H159V212H158ZM158 213H156L157 219L161 221L160 217L158 218V215H157ZM160 213H161V212H160ZM196 213H197V212H196ZM198 213H199V212H198ZM198 213H197V214H198ZM234 213L236 214V212H234ZM239 213H238V214H239ZM241 213H242V210H241ZM241 213H240V214H241ZM262 213H263V212H261L260 215H262ZM161 214H162V213H161ZM163 214H164V213H163ZM199 214H200V213H199ZM214 214H215V212L213 213V215H214ZM216 214H217V212H216ZM249 214H250V213H249ZM251 214H252V213H251ZM253 214H254V213H253ZM263 214H264V213H263ZM140 215H141V212H140ZM152 215H153V213H152ZM213 215H212V216H213ZM220 215H221V214H220ZM227 215H228V214H227ZM241 215L243 216V214H241ZM260 215H259V216H260ZM146 216H147V214H146ZM165 216H166V215H165ZM199 216H200V215H199ZM216 216H217V215H216ZM230 216L232 217V215H230ZM233 216H235V215H233ZM237 216H238V215H237ZM242 216H241V217H242ZM129 217H131V215H130ZM139 217H140V216H139ZM143 217H144V216H143ZM150 217H152V216H150ZM196 217H197V216H196ZM213 217H214V216H213ZM238 217H239V216H238ZM241 217H240V220H241ZM135 218H136V217H135ZM153 218H155V217H153ZM153 218H152V219H153ZM164 218H165V217H164ZM197 218H199V217H197ZM200 218H202V220L205 219V218H203V217H200ZM200 218H199V219H200ZM214 218H215V217H214ZM233 218H234V217H233ZM252 218H253V216H252ZM252 218H251V219H252ZM261 218H262V216H261ZM138 219H139V218H138ZM207 219H208V218H207ZM249 219H250V218H249ZM153 220H154V219H153ZM162 220H163V218H162ZM195 220H196V219H195ZM202 220L200 219L199 221H202ZM236 220H237V219H236ZM263 220H264V219H263ZM136 221H138V220H136ZM163 221H164V220H163ZM204 221H205V220H204ZM208 221H209V220H208ZM257 221H258V220H257ZM260 221H261V220H260ZM138 222H139V221H138ZM138 222H137V223H138ZM148 222H149V219H148ZM156 222H157V221H156ZM156 222H155V223H156ZM197 222H198V221H197ZM232 222H233V219H232ZM254 222H255V221H254ZM133 223H134V222H133ZM145 223H146V222H145ZM159 223H160V222H159ZM159 223H158V224H159ZM204 223H205V222H204ZM216 223H217V222H216ZM229 223H230V222H229ZM131 224H132V223H131ZM135 224H136V223H135ZM152 224H154V223H152ZM202 224H203V223H200V224L198 223V227H197V229L195 230L196 233H197L198 231H202V230H203V228H204L203 226H204V225H202ZM230 224H231V223H230ZM162 225H163V224H162ZM162 225H161V226H162ZM231 225H232V224H231ZM250 225H251V224H250ZM158 226H159V225H157V227H158ZM161 226H160V227H161ZM163 226H164V225H163ZM166 226H167V228H168V225H167V224H166L164 227H166ZM210 226H211V224H210ZM221 226H222V225H221ZM221 226H220V227H221ZM240 226H241V225H240ZM248 226H249V225H248ZM147 227H148V225H147ZM147 227H146V228H147ZM202 227H203V228H202ZM246 227H247V226H246ZM256 227H257V229H258V226H255V228H256ZM150 228H151V227H150ZM201 228H202V229H201ZM218 228H219V227H218ZM224 228H225V227H224ZM231 228H232V226H231ZM237 228H238V227H237ZM248 228H249V227H248ZM250 228H251V227H250ZM133 229H134V226H133ZM152 229H153V228H152ZM156 229H158V228H156ZM163 229H164V228H163ZM165 229H166V228H165ZM200 229H201V230H200ZM210 229H211V228H210ZM212 229H213V228H212ZM212 229H211V230H212ZM232 229H233V228H232ZM252 229H253V228H252ZM143 230H144V229H143ZM211 230H210V231H211ZM233 230H234V229H233ZM236 230H237V229H236ZM236 230H235V231H236ZM130 231H131V230H130ZM205 231H206V230H205ZM242 231H243V229H242ZM157 232H158V230H157ZM203 232H204V231H203ZM206 232H207V231H206ZM233 232H234V231H233ZM243 232H247L246 229H245V231H243ZM248 232H249V230H248ZM248 232H247V233H248ZM254 232H255V231H254ZM131 233H133V232H131ZM152 233H153V232H152ZM158 233H160V229H159V232H158ZM196 233H195V234H196ZM201 233H202V232H201ZM212 233H213V232H212ZM216 233H217V232H216ZM247 233H246V234H247ZM147 234H148V233H147ZM199 234H200V232H199ZM239 234H240V233H239ZM140 235H142V234H140ZM196 235H197V234H196ZM203 235H204V234H203ZM198 236H199V235H198ZM201 236H202V234H201ZM249 236H250V235H249ZM132 237H133V236H132ZM136 237H137V236H136ZM136 237H134V238H136ZM199 238H200V237H199ZM137 240H138V239H137ZM254 240H255V239H254ZM138 241H139V240H138ZM191 241H192V240H191ZM152 242H153V241H152ZM186 242H187V241H186ZM192 242H193V241H192ZM252 242H253V241H252ZM188 243H190V242H188ZM260 243H261V242H260ZM195 244H196V243H195ZM223 244H224V243H223ZM185 245H186V244H185ZM192 245H193V244H192ZM196 245H197V244H196ZM257 245H258V244H257ZM133 246H134V245H133ZM182 246H183V245H182ZM194 246H195V245H193V247H194ZM198 246H199V245H198ZM252 247H253V246H252ZM201 248H202V247H201ZM232 248H233V247H232ZM242 248H243V247H242ZM178 249H179V248H178ZM178 249H177V250L175 249V251H178ZM180 249H181V247H180ZM187 249H188V248H187ZM190 249H191V251H192V246H191ZM190 249H189V250H190ZM259 249H260V248H259ZM170 250H171V249H170ZM170 250L167 251V253H168V252L170 253ZM189 250H187V251H189ZM173 251H174V249L171 251L172 253H170L172 256H173L174 253H176V252H173ZM187 251H186V252H187ZM194 251H195V250H194ZM199 251H200V250H199ZM201 251H202V250H201ZM179 252H180V251H179ZM179 252H177V256H181V255H178V254H180ZM183 252H184V250H183ZM183 252H182V255L185 254V252H184V253H183ZM167 253H166V254H167ZM192 253H194V252H192ZM192 253L188 252V258H189V257H192V256H189V255H191ZM199 253H200V252H199ZM157 254H158V253H157ZM161 254H162V253H161ZM161 254H158V258H157V257H154V258L162 259V258L159 257V256H162ZM166 254H163V257H165ZM170 254L167 255V256H168L167 258H169V259H170V257H169ZM186 254H187V253H186ZM200 254H201V253H200ZM251 254H252V253H251ZM174 255H176V254H174ZM221 255H222V254H221ZM221 255H220V257H221ZM172 256H171V257H172ZM183 256H184V255H183ZM202 256H203V255H202ZM173 257H175V256H173ZM185 257H186V255H185L183 258H185ZM200 257H201V256H200ZM243 257H244V256H243ZM247 257H248V256H247ZM176 258H177V257H176ZM204 258H206V257H204ZM250 258H251V257H250ZM165 259H166V258H165ZM172 259H173V258H172ZM172 259H171V260H172ZM174 259H175V258H174ZM193 259H195V257H194ZM244 259H246V258H244ZM247 259H248V258H247ZM150 260H153V261H154V259H152V256H151V259H150ZM162 260H163V259H162ZM180 260H182V259L180 258ZM206 260H207V258H206ZM206 260H205V261H206ZM177 261H178V260H177ZM190 261H191V260H190ZM201 261H202V260H201ZM148 262H149V261H148ZM158 262H161V261L159 260ZM174 262H175V261H174ZM184 262H185V261H184ZM184 262H183V263H184ZM248 262H249V261H248ZM260 262H261V261H260ZM176 263H177V262H176ZM180 263H182V261H181ZM180 263H179V264H180ZM186 263H187V262H186ZM188 263H190V262H188ZM192 263H193V262H192ZM192 263H191V264H192ZM194 263H195V262H194ZM150 264H152V263H150ZM165 264H166V263H165ZM168 264H169V263H168Z\"/></svg>",
  "mask_w": 264,
  "mask_h": 264
}]
</instances>
